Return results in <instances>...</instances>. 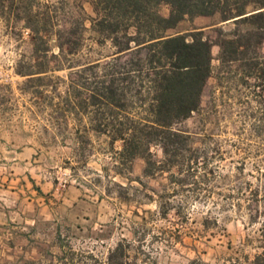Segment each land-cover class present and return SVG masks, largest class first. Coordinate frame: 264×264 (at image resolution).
<instances>
[{
  "label": "rangeland",
  "instance_id": "obj_1",
  "mask_svg": "<svg viewBox=\"0 0 264 264\" xmlns=\"http://www.w3.org/2000/svg\"><path fill=\"white\" fill-rule=\"evenodd\" d=\"M29 1H65L73 6L66 18L86 20L34 44L15 14L0 15V173L14 174L16 187L0 204V264H104L118 242L129 264H264V93L254 66L264 45L251 39L240 61L224 63L212 46L199 110L173 127L184 137L178 159L196 160L194 181L179 183L186 172L170 179L161 171L159 145L149 147L156 164L145 175L144 158L120 162L122 142L95 132L105 118L125 127L143 118L150 97L147 83H123L125 107L110 115L86 99L115 57L90 28L91 0ZM217 22L186 17L168 34L201 30L213 41L223 38ZM25 174L37 184L17 186Z\"/></svg>",
  "mask_w": 264,
  "mask_h": 264
},
{
  "label": "trees",
  "instance_id": "obj_2",
  "mask_svg": "<svg viewBox=\"0 0 264 264\" xmlns=\"http://www.w3.org/2000/svg\"><path fill=\"white\" fill-rule=\"evenodd\" d=\"M161 4L169 7L167 16L159 12ZM91 6L94 16L87 17L90 28L103 40L111 42L115 57L110 63L111 70L104 66L101 82L86 99L92 104L99 102L110 115L114 109L125 107L128 88L120 86L123 83H147V96L150 97L146 104L140 106L144 111L143 118L127 120L131 125L126 127L114 125L113 118L112 121L105 118L108 122L95 132L108 135L111 143L122 142L120 162L130 163L136 157L144 158L145 175H151L156 164L149 147L157 144L162 152L161 171L168 173L170 179L186 172L177 182L194 181L191 165L196 160L178 159L184 137L173 127L199 110L203 88L211 75L213 45L219 47L222 63L240 61L239 54L247 51L251 39L257 40L259 50L264 45V0H91ZM72 7L65 1L34 5L29 0H0V15L10 10L12 15H16L15 21L28 31L30 42L46 43L50 32L59 39L73 27L79 25L83 28L85 17L66 18ZM76 8L84 13L82 5ZM215 15L218 16L216 25H221L214 31L223 36L222 39L212 41L201 30L168 34L186 17L194 19ZM227 25H232L234 31H226ZM242 25L252 28L246 34H240ZM227 35H232V38H227ZM245 36L250 40L243 42ZM59 47L62 49V45ZM254 66L258 87L264 93V55ZM115 67H118L117 72L113 70ZM17 73L31 76L45 71ZM183 166H186V171ZM126 255L125 243L118 242L109 250L104 264H129Z\"/></svg>",
  "mask_w": 264,
  "mask_h": 264
},
{
  "label": "crops",
  "instance_id": "obj_3",
  "mask_svg": "<svg viewBox=\"0 0 264 264\" xmlns=\"http://www.w3.org/2000/svg\"><path fill=\"white\" fill-rule=\"evenodd\" d=\"M225 23H227V22H225ZM22 155H24V159L29 158V160H30L32 158L33 151L30 147H27L22 151ZM13 175L14 174L5 173V172L0 173V204L1 203H3V204L7 203V201H8L7 195L8 194H14L13 190L16 187H11L9 185V183H12V181L14 179ZM33 179H34L33 176H30L27 174H25V176H20L17 178V180L19 181V184H17V186H23V184L25 186V185H27V182H28L29 184L31 183V186L33 187V185H32L33 183L37 184L36 182H33L34 181Z\"/></svg>",
  "mask_w": 264,
  "mask_h": 264
}]
</instances>
